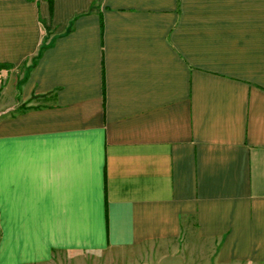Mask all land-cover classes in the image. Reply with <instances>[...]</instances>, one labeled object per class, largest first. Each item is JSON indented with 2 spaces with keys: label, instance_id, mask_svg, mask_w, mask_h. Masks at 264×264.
Wrapping results in <instances>:
<instances>
[{
  "label": "crops",
  "instance_id": "obj_1",
  "mask_svg": "<svg viewBox=\"0 0 264 264\" xmlns=\"http://www.w3.org/2000/svg\"><path fill=\"white\" fill-rule=\"evenodd\" d=\"M147 248L264 264V0H0V264Z\"/></svg>",
  "mask_w": 264,
  "mask_h": 264
},
{
  "label": "rangeland",
  "instance_id": "obj_2",
  "mask_svg": "<svg viewBox=\"0 0 264 264\" xmlns=\"http://www.w3.org/2000/svg\"><path fill=\"white\" fill-rule=\"evenodd\" d=\"M160 252H161L160 250L152 251L150 248L142 249V250L137 251V253H135V256L133 255L131 256L132 257L131 261H128L125 258L123 259L121 258L120 260L117 261L116 259H114V257H112V255L110 256L107 253L103 255L102 254L101 255L89 254L85 256L83 255L82 258L84 261L87 262V264H180V262L177 263V260H174L172 258L163 257L164 259L163 258L161 259ZM145 255H150V257L149 258L147 256L145 257ZM181 258H182L180 259L181 264H192L193 262L194 264L195 263L200 264L198 263L200 258L207 261L208 255H207V251H203V254H199V257L197 260H193L192 258L190 259V257H187V258L181 257Z\"/></svg>",
  "mask_w": 264,
  "mask_h": 264
},
{
  "label": "trees",
  "instance_id": "obj_3",
  "mask_svg": "<svg viewBox=\"0 0 264 264\" xmlns=\"http://www.w3.org/2000/svg\"><path fill=\"white\" fill-rule=\"evenodd\" d=\"M25 108V107H24Z\"/></svg>",
  "mask_w": 264,
  "mask_h": 264
}]
</instances>
